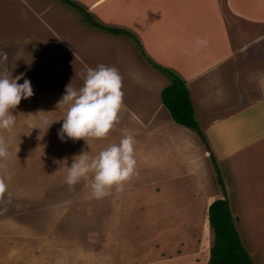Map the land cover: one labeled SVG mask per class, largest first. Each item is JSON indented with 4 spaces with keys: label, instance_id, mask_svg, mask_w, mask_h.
<instances>
[{
    "label": "crops",
    "instance_id": "obj_1",
    "mask_svg": "<svg viewBox=\"0 0 264 264\" xmlns=\"http://www.w3.org/2000/svg\"><path fill=\"white\" fill-rule=\"evenodd\" d=\"M79 1L100 19L134 34L149 59L184 81L242 245L254 264H264V46L254 58L240 56L245 46L234 49L229 28L236 22L264 23V0H224V5L220 0ZM197 38L206 42L197 45ZM151 69L150 104L129 113L133 140L139 136L134 174L91 204L94 222L108 227L91 233L90 264H206L209 259L199 222L207 221L208 206L223 197L222 189L196 133L174 122L161 102L170 80ZM180 210L189 215H171ZM138 229L144 231L140 238ZM197 229L202 230L196 239ZM4 237L0 264H18L24 257L36 264L35 246L47 255L55 242L18 239L22 245L8 239L11 234ZM60 237L53 261L63 264L59 256L69 253L77 264L69 244L77 238Z\"/></svg>",
    "mask_w": 264,
    "mask_h": 264
},
{
    "label": "rangeland",
    "instance_id": "obj_2",
    "mask_svg": "<svg viewBox=\"0 0 264 264\" xmlns=\"http://www.w3.org/2000/svg\"><path fill=\"white\" fill-rule=\"evenodd\" d=\"M71 1L85 8L98 23L116 27L97 17L89 5L79 0ZM220 2L224 5V0ZM229 28L234 49L245 46L240 56L254 58L258 48L264 46V23L241 25L236 22V28ZM135 43L126 36L89 27L80 13L58 0H0V75L11 79L22 74L16 82L28 79L32 90L30 97L22 98L10 110L15 116L13 127L0 130V144L6 151V155L0 157V239L11 234L8 239L15 241H55L45 251L48 256L43 253L42 246H35L36 264H58L53 258L60 235H66L69 240L77 238L69 243L72 249L68 248L77 253V264L80 259L82 264H90L91 233L108 227L102 220L98 224L94 222L95 216L89 213L91 204L96 202L88 187L90 176L72 186L64 183V176L73 155L83 151L92 156L118 142L123 133L133 135L130 132L135 127L130 126L129 113L150 104L148 96L151 94L147 89L153 81L152 69ZM98 64L114 67L121 77L123 96L117 119L102 138L86 141L65 138L62 142L57 131L66 105L58 101L64 87L70 83L78 88L83 69L95 68ZM45 119L52 121L46 129L42 123ZM138 138L133 140L136 154H139ZM171 215L184 217L189 214L180 210ZM203 223L207 228L194 230V236L197 239V233L202 230L200 235L206 240L202 248L206 249L211 245L213 234L206 218ZM203 223L199 222L200 227ZM143 232L136 230L137 238ZM127 234L132 239V231ZM75 247L77 249L73 250ZM63 255L59 256L63 264H73L69 253ZM28 259L24 257L18 264H29Z\"/></svg>",
    "mask_w": 264,
    "mask_h": 264
},
{
    "label": "clouds",
    "instance_id": "obj_3",
    "mask_svg": "<svg viewBox=\"0 0 264 264\" xmlns=\"http://www.w3.org/2000/svg\"><path fill=\"white\" fill-rule=\"evenodd\" d=\"M206 41L197 38L196 44ZM18 74L11 79L0 75V130L13 127L15 116L11 109L22 98L32 95L30 82ZM123 93L121 77L114 67L98 64L95 68L83 69L82 83L73 88L70 83L64 87L59 103L66 105L61 116L57 137L62 142L65 138L76 140L84 138H102L106 136L117 119L121 108ZM52 121L43 120L45 129ZM133 137L123 133L118 142L111 143L89 156L86 152L73 155L72 162L66 168L64 183L72 186L82 178L88 179L93 198L100 199L106 195V190L115 185L119 190L122 182L134 174L136 160L134 158ZM6 155L5 148L0 144V157Z\"/></svg>",
    "mask_w": 264,
    "mask_h": 264
},
{
    "label": "trees",
    "instance_id": "obj_4",
    "mask_svg": "<svg viewBox=\"0 0 264 264\" xmlns=\"http://www.w3.org/2000/svg\"><path fill=\"white\" fill-rule=\"evenodd\" d=\"M58 1L71 6L80 13L83 22L89 27L113 35H123L134 40L138 51L146 56V54L143 53L136 36L128 30L105 26L98 23V21L94 20L85 8L71 0ZM146 59L152 68L164 74L170 80V83L161 90V102L168 110L174 122L183 125L196 133L200 142L203 144L204 149L209 153V158L215 171L216 183L222 189L223 197L213 200L207 210V220L209 227L212 230L213 238L209 248V259L206 264H254L251 256L240 240L239 233L235 226L236 219L232 216L229 210L228 201L224 192L223 180L214 155L210 151L204 134L193 118L192 108L184 81L171 70L156 64L147 56Z\"/></svg>",
    "mask_w": 264,
    "mask_h": 264
},
{
    "label": "bare ground",
    "instance_id": "obj_5",
    "mask_svg": "<svg viewBox=\"0 0 264 264\" xmlns=\"http://www.w3.org/2000/svg\"><path fill=\"white\" fill-rule=\"evenodd\" d=\"M203 228H207V227L203 224Z\"/></svg>",
    "mask_w": 264,
    "mask_h": 264
}]
</instances>
